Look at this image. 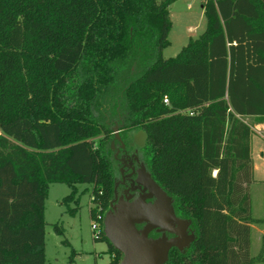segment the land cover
Wrapping results in <instances>:
<instances>
[{
    "label": "trees",
    "instance_id": "obj_1",
    "mask_svg": "<svg viewBox=\"0 0 264 264\" xmlns=\"http://www.w3.org/2000/svg\"><path fill=\"white\" fill-rule=\"evenodd\" d=\"M175 1L0 0V264H47L51 183L72 189L66 204L79 202L78 184L93 185L95 239L121 263L105 218L113 146L127 144L110 133L133 127L146 135L147 170L196 236L165 264L255 263L252 224L264 220L252 213L246 119L264 123V0H205V31L165 58Z\"/></svg>",
    "mask_w": 264,
    "mask_h": 264
},
{
    "label": "rangeland",
    "instance_id": "obj_2",
    "mask_svg": "<svg viewBox=\"0 0 264 264\" xmlns=\"http://www.w3.org/2000/svg\"><path fill=\"white\" fill-rule=\"evenodd\" d=\"M172 28L169 34V44L164 48L165 58L176 57L183 48V41L193 35L197 37L207 27L208 18L202 10L199 0H177L170 6ZM191 28V30H190ZM200 31V32H199ZM253 124V146L255 147V178L250 185L252 199V213L254 218L264 220V123H254L256 118H247ZM112 127L114 126L111 125ZM119 134L127 144V148L134 149L145 159L143 146L145 132L137 127L124 128L110 133V140ZM102 136V135H101ZM101 136L96 137L98 141ZM111 145V144H110ZM118 145L114 144L116 157ZM262 154H261V153ZM118 171L115 181L119 178L121 163L116 159ZM116 183V182H115ZM92 184H78L75 198L79 202H64V197L71 193L72 189L65 183H51L46 199V259L47 264H69L70 256L75 252V264H109L111 261L110 246L107 240H96L92 229L90 208L92 203ZM77 208L71 213L68 207ZM111 207L107 209L106 214ZM58 223L64 233L59 234L55 229ZM251 255L254 256V264H264V221L252 224ZM68 240L69 243L64 241Z\"/></svg>",
    "mask_w": 264,
    "mask_h": 264
},
{
    "label": "water",
    "instance_id": "obj_3",
    "mask_svg": "<svg viewBox=\"0 0 264 264\" xmlns=\"http://www.w3.org/2000/svg\"><path fill=\"white\" fill-rule=\"evenodd\" d=\"M139 175V182L150 193L143 194L133 202L121 198L115 203L118 200L116 184L115 198L111 201V209L105 218V233L112 245L123 254L120 264H165L171 248L182 250L196 236L186 232L190 225L189 220L177 217L173 198L152 177L145 163L142 164ZM153 196L157 201L153 204L147 203L146 198ZM141 222H146L142 230L136 226ZM155 228L169 230L177 236L170 239L166 236L151 238L149 234Z\"/></svg>",
    "mask_w": 264,
    "mask_h": 264
},
{
    "label": "flooded vegetation",
    "instance_id": "obj_4",
    "mask_svg": "<svg viewBox=\"0 0 264 264\" xmlns=\"http://www.w3.org/2000/svg\"><path fill=\"white\" fill-rule=\"evenodd\" d=\"M136 148L134 151L132 149L124 146L122 148H118L116 159L120 161L121 167L119 168V178L116 179L117 187V195L118 200L115 203H118L121 198L125 201H135L139 199L143 194L150 193L149 189L145 190V186L139 182V173L142 171V164L145 163L141 156L138 154ZM115 198V187H114V197ZM112 199V200H113ZM157 201L156 197H147V203H155ZM146 225V222L137 223L136 226L138 229H143ZM174 225L178 227V224L174 222ZM186 232L191 235L195 234L194 231L191 230L190 225L187 227ZM149 236L151 238H160L162 236H166L167 238H174L177 236L176 233L171 232L169 230H161L159 228L153 229ZM177 248V247H173ZM171 248V250L173 249ZM170 250V252H171Z\"/></svg>",
    "mask_w": 264,
    "mask_h": 264
},
{
    "label": "built area",
    "instance_id": "obj_5",
    "mask_svg": "<svg viewBox=\"0 0 264 264\" xmlns=\"http://www.w3.org/2000/svg\"><path fill=\"white\" fill-rule=\"evenodd\" d=\"M164 102L167 104L169 103V98L167 96H165ZM100 218H101V215H98V219L92 220V229L94 231V238L98 237L100 234V229H101V224L99 221Z\"/></svg>",
    "mask_w": 264,
    "mask_h": 264
},
{
    "label": "crops",
    "instance_id": "obj_6",
    "mask_svg": "<svg viewBox=\"0 0 264 264\" xmlns=\"http://www.w3.org/2000/svg\"><path fill=\"white\" fill-rule=\"evenodd\" d=\"M204 1L205 0H199V2H200V4H201V7H202V10L204 11V8H203V3H204ZM190 30H191V28H190ZM205 31V30H204ZM204 31H202V33L204 32ZM200 32V31H199ZM202 33H198L199 35H197V37H199ZM197 37H193V35H191V36H189V37H187V39H185L184 41H183V47L185 46V45H187L188 44V42L190 41V39L191 38H197ZM255 147L253 146V160H254V165H255ZM261 153V152H260ZM262 154V153H261ZM255 167V171H256V166H254Z\"/></svg>",
    "mask_w": 264,
    "mask_h": 264
}]
</instances>
